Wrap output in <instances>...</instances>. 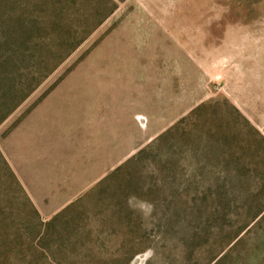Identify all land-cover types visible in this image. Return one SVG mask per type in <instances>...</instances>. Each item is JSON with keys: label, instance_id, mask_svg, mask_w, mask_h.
Returning <instances> with one entry per match:
<instances>
[{"label": "rangeland", "instance_id": "obj_1", "mask_svg": "<svg viewBox=\"0 0 264 264\" xmlns=\"http://www.w3.org/2000/svg\"><path fill=\"white\" fill-rule=\"evenodd\" d=\"M0 264H264V0H0Z\"/></svg>", "mask_w": 264, "mask_h": 264}, {"label": "trees", "instance_id": "obj_2", "mask_svg": "<svg viewBox=\"0 0 264 264\" xmlns=\"http://www.w3.org/2000/svg\"><path fill=\"white\" fill-rule=\"evenodd\" d=\"M85 39L81 40L80 42L76 43L75 45H73V47L67 51V53H65L64 57L62 60H60L56 66L54 67L53 71L51 73H53L55 70H57L80 46L81 44L84 42ZM17 74H20L21 76H24L23 72H18ZM45 79H41L40 81H38L35 85H33L34 87H32L31 91L29 94H27L23 99H21L19 102H17V105L15 106V108L17 109L21 104H23L28 98L29 96L37 90V88L43 83ZM55 86V85H54ZM53 88V87H52ZM45 98V97H43ZM39 102V101H38ZM38 103H36L32 109L37 106ZM14 108V109H15ZM15 109V110H16ZM31 109V110H32ZM30 110V111H31ZM184 122V118L182 120H180L177 124H175L174 126L170 127L169 129H167L164 133L161 134L160 138H163L167 135H170L175 129L179 128V125H181ZM133 160H127L125 163H121L120 165H118L116 168H114V170H112L105 178H103L96 186L94 189H92V191H90V193H86V195H82L80 196V198H78L77 200L83 198L84 196H87V194H92L95 191H99L101 188H103L107 183H109L111 180L115 179L120 172H122L124 170V168H126L128 166L129 163H131V161ZM76 200V201H77ZM75 201V202H76ZM75 202H72L71 204L68 205L69 207H74L75 206Z\"/></svg>", "mask_w": 264, "mask_h": 264}]
</instances>
